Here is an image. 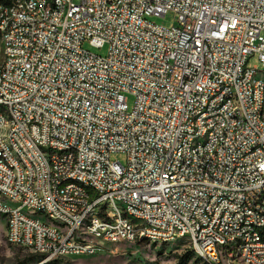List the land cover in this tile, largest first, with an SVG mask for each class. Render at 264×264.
I'll use <instances>...</instances> for the list:
<instances>
[{"label": "built area", "instance_id": "built-area-1", "mask_svg": "<svg viewBox=\"0 0 264 264\" xmlns=\"http://www.w3.org/2000/svg\"><path fill=\"white\" fill-rule=\"evenodd\" d=\"M3 2L14 13L12 27L0 30L7 36L0 102L18 113L11 139L19 148L27 143L22 155L30 162L19 176H12L15 165H0V191L10 196V206H0L7 241L37 242L38 255L73 258L97 254L113 236L140 242L152 234L163 243L184 233L210 264L216 257L238 264L230 238L253 233L242 251L264 264V81L257 79L264 0H0V10ZM171 11L172 27L152 19ZM106 45V54L88 48ZM255 56L260 65L251 67ZM232 91L244 106L232 107ZM201 103H211L210 112ZM204 133L211 143L188 152L193 136ZM75 148L83 149V163ZM68 173L95 181L100 196L57 185ZM115 201L124 208L108 211ZM25 209L60 213L62 228L25 218ZM120 210L142 223L125 224ZM83 217H92L90 238H80ZM104 228L112 235L103 236Z\"/></svg>", "mask_w": 264, "mask_h": 264}, {"label": "bare ground", "instance_id": "bare-ground-1", "mask_svg": "<svg viewBox=\"0 0 264 264\" xmlns=\"http://www.w3.org/2000/svg\"><path fill=\"white\" fill-rule=\"evenodd\" d=\"M32 4H39V0H30ZM47 4H54V0H47ZM65 9H72V2H65ZM14 5L11 2H3V9L0 10V30H6L12 27L13 22ZM2 43H7V36L5 33H0V60L2 54ZM257 79L264 81V71L257 72ZM231 101L233 108H240L244 106V98L239 94V91H232ZM211 103H201L202 112H210ZM0 136L4 142V154L1 153V141H0V165L4 168H13L15 165L18 169H12V176H19V170H29L30 162L22 155V152H28L27 143H20L18 145L13 143L11 139L12 123H18V113H12V107L8 104L0 102ZM241 123H248V114H241ZM205 143H211V133L195 134L193 141H189L188 152L199 151L201 146ZM32 146H36L37 154H45V147L43 143H40V138H32ZM211 154H218V147H211ZM11 157L9 160L8 156ZM84 151L82 148H75V161L76 163H83ZM75 185L78 189H83L84 194H91V198H98L100 196V189L95 186V181L85 177L82 173H68L60 174L57 177V185ZM0 206H10V196L7 191H0ZM118 208H124V201H115V203H108V211H118ZM30 211L35 209H25V218L37 219ZM76 215H84V207H76ZM48 221H45V225L52 226V231H59L62 228V217L58 212H49L46 214ZM120 217L125 224L142 223V216H135L131 210H120ZM87 222V224H84ZM92 225V217H83L79 221V234L80 238H90V226ZM258 231H263L264 235V221L258 223ZM112 235V228H104L103 236ZM216 235H224V226H216ZM179 239H185L189 241L190 245H193V237L184 233H174L170 235L168 240H163V243H172ZM140 241H147L153 243H159V239H153L152 234L140 235ZM253 241V233H246L240 238H230V253L232 258L238 264H260L258 260L250 257L248 254H244L242 249H248ZM10 244L26 248L35 254L40 252V244L33 241L14 242L8 241ZM127 242L121 236H113L111 244H121ZM194 252L204 261L206 264H210L208 254L206 252L198 251V247H192ZM61 257H49L43 256L42 263H47L51 260ZM216 264H223V257H216Z\"/></svg>", "mask_w": 264, "mask_h": 264}, {"label": "rangeland", "instance_id": "rangeland-1", "mask_svg": "<svg viewBox=\"0 0 264 264\" xmlns=\"http://www.w3.org/2000/svg\"><path fill=\"white\" fill-rule=\"evenodd\" d=\"M152 19L166 27H172L178 23L176 13L172 11L165 16L152 17ZM88 48L99 54H106L108 51L107 45L102 48L91 46H88ZM249 64L251 67L260 65L258 56L251 58ZM260 69L264 70V67L260 66ZM133 100L134 98L128 95L130 107L133 105ZM113 157L125 161V155L123 154L113 155ZM30 212L40 220L48 221L46 214ZM84 224H87V222ZM6 225L7 218L0 215V264H206L194 252L189 241L185 239H179L172 243L145 241L124 242L121 244L105 243L102 249L94 255L73 258L61 257L42 263L43 258L39 259L32 251L12 245L7 241Z\"/></svg>", "mask_w": 264, "mask_h": 264}, {"label": "trees", "instance_id": "trees-1", "mask_svg": "<svg viewBox=\"0 0 264 264\" xmlns=\"http://www.w3.org/2000/svg\"><path fill=\"white\" fill-rule=\"evenodd\" d=\"M142 242H144V241H142ZM145 242H147V241H145ZM36 255L39 257V259H40V258H43L42 255H38V254H36ZM34 258H35V256H34ZM34 258H33V259H34Z\"/></svg>", "mask_w": 264, "mask_h": 264}]
</instances>
